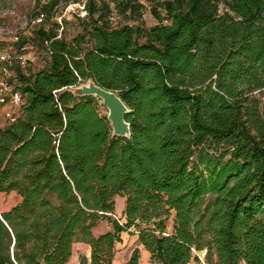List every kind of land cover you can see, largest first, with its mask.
Wrapping results in <instances>:
<instances>
[{"label":"trees","instance_id":"trees-1","mask_svg":"<svg viewBox=\"0 0 264 264\" xmlns=\"http://www.w3.org/2000/svg\"><path fill=\"white\" fill-rule=\"evenodd\" d=\"M150 1L155 24L112 26L114 9L139 21L140 0H86L70 40L57 0L35 12L48 57L16 68L22 101L0 127V193L20 196L0 211V264H66L77 241L110 264L123 233L158 264L203 250L204 264H264V0ZM88 79L127 105L129 136L67 89Z\"/></svg>","mask_w":264,"mask_h":264},{"label":"rangeland","instance_id":"rangeland-1","mask_svg":"<svg viewBox=\"0 0 264 264\" xmlns=\"http://www.w3.org/2000/svg\"><path fill=\"white\" fill-rule=\"evenodd\" d=\"M47 0H0V29L6 32H14L20 35V39H24L23 45L26 46L24 50L26 57L29 58L27 67L24 71L37 70L42 68L46 64L47 53L44 48L39 44V40L35 36V30L39 23L33 21L34 14L41 4H44ZM86 0H79L74 2L73 0H57L55 6V14L52 20L56 23H60L62 18H65L67 23L64 24V29L62 33L66 40H70L80 30L81 23L78 19L85 18L86 12L84 7L81 8ZM110 6H114L115 0H109ZM143 4L141 9V18L139 21H133L128 19L125 15L117 13L114 9L109 15V21L112 26H117L122 23L136 24L140 23L144 26H151L157 22L152 8H156L157 11L161 12V8L157 6L154 2L150 0H140ZM223 9V5L220 4V10ZM42 24L47 28L51 25L49 21L42 22ZM6 35V33H4ZM16 46V45H14ZM16 69L13 71L11 76V81L18 83L15 77ZM86 83V82H83ZM256 97L259 98L261 106L264 105V90L261 93H256ZM99 99V98H98ZM98 111L101 114H106L107 109L102 104L101 100L98 101ZM8 105L0 104V127L5 126L10 121L5 116V111L8 110ZM20 200V196L15 192L11 191L9 193H0V211L9 210L13 205H15ZM124 197L118 196L115 201L114 215L112 218H121L118 213L120 212L121 205H123ZM116 212V213H115ZM109 225L108 220L103 219ZM168 227H170V220L167 222ZM111 226V225H110ZM126 233H123L125 235ZM122 235V234H121ZM121 244L123 243L120 242ZM117 244V243H116ZM129 244V240L127 241ZM90 253V247L84 242H74L72 247V252L69 260L66 264H76L78 260V254ZM200 252H198L199 261L196 263L204 264L202 262V257L200 258ZM192 261H194L192 259ZM150 262V260L148 261ZM151 264H158L153 263Z\"/></svg>","mask_w":264,"mask_h":264},{"label":"built area","instance_id":"built-area-1","mask_svg":"<svg viewBox=\"0 0 264 264\" xmlns=\"http://www.w3.org/2000/svg\"><path fill=\"white\" fill-rule=\"evenodd\" d=\"M83 7L84 5L81 8ZM43 19L44 14L40 13L35 22L40 23ZM19 41V34L0 29V104L9 106L8 110L5 111V116L9 121L15 119L22 101V94L16 88L15 83L11 81V76L17 67L23 68L27 64L24 51L26 46L18 45Z\"/></svg>","mask_w":264,"mask_h":264},{"label":"water","instance_id":"water-1","mask_svg":"<svg viewBox=\"0 0 264 264\" xmlns=\"http://www.w3.org/2000/svg\"><path fill=\"white\" fill-rule=\"evenodd\" d=\"M79 83L78 85L69 86L67 89L75 96L92 95L99 98L102 104L107 109L106 117L109 121L112 135L114 136H129L130 125L125 120V114L129 111L127 105L121 100L118 94L113 90L105 89L97 85L92 79ZM205 254V250L201 251L200 258ZM90 253L78 254L76 264H90Z\"/></svg>","mask_w":264,"mask_h":264},{"label":"crops","instance_id":"crops-1","mask_svg":"<svg viewBox=\"0 0 264 264\" xmlns=\"http://www.w3.org/2000/svg\"><path fill=\"white\" fill-rule=\"evenodd\" d=\"M117 197L118 196H116L115 201H116ZM123 208H124V201H123V205H121L120 212L118 213L119 216H121ZM109 229H111V226L106 221L100 220L92 228V234L94 236H97V235H99V234H101V233H103ZM121 239H122L121 242L123 241V243L121 244L120 242H118L115 245V251H114V254H113V257L111 259L110 264H124L125 261L128 259L131 251L135 247H137L139 249V252H140L138 264H151L152 261L149 258V252L141 244L138 243L136 235H128V234L123 235L122 234ZM128 240H129V244H127ZM149 260H150V262H148ZM185 264H200V263H196V261L190 260L189 262H187Z\"/></svg>","mask_w":264,"mask_h":264},{"label":"bare ground","instance_id":"bare-ground-1","mask_svg":"<svg viewBox=\"0 0 264 264\" xmlns=\"http://www.w3.org/2000/svg\"><path fill=\"white\" fill-rule=\"evenodd\" d=\"M78 257V256H77Z\"/></svg>","mask_w":264,"mask_h":264}]
</instances>
